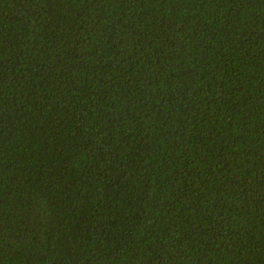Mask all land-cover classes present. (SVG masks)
<instances>
[{"label":"trees","instance_id":"1","mask_svg":"<svg viewBox=\"0 0 264 264\" xmlns=\"http://www.w3.org/2000/svg\"><path fill=\"white\" fill-rule=\"evenodd\" d=\"M0 264H264V0H0Z\"/></svg>","mask_w":264,"mask_h":264}]
</instances>
